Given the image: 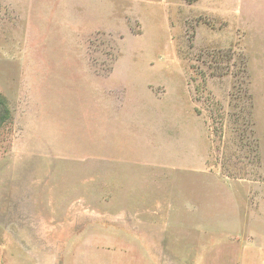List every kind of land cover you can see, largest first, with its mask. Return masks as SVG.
<instances>
[{
    "label": "rangeland",
    "instance_id": "obj_1",
    "mask_svg": "<svg viewBox=\"0 0 264 264\" xmlns=\"http://www.w3.org/2000/svg\"><path fill=\"white\" fill-rule=\"evenodd\" d=\"M0 93V264H264V0H0Z\"/></svg>",
    "mask_w": 264,
    "mask_h": 264
},
{
    "label": "trees",
    "instance_id": "obj_2",
    "mask_svg": "<svg viewBox=\"0 0 264 264\" xmlns=\"http://www.w3.org/2000/svg\"><path fill=\"white\" fill-rule=\"evenodd\" d=\"M0 126L2 125L3 122H5L9 117H10V111L9 108L7 107V101L5 97L0 93Z\"/></svg>",
    "mask_w": 264,
    "mask_h": 264
},
{
    "label": "crops",
    "instance_id": "obj_3",
    "mask_svg": "<svg viewBox=\"0 0 264 264\" xmlns=\"http://www.w3.org/2000/svg\"><path fill=\"white\" fill-rule=\"evenodd\" d=\"M36 256H37V255H35V254H32V255H31V257H34V258H36ZM37 264H38V263H37ZM48 264H52V262H51V263L49 262ZM60 264H64V258H63V257L61 258V262H60Z\"/></svg>",
    "mask_w": 264,
    "mask_h": 264
}]
</instances>
